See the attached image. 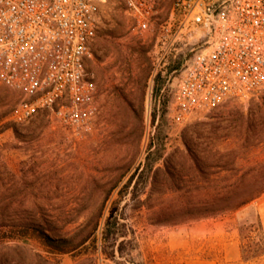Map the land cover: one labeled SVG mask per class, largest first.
Segmentation results:
<instances>
[{"label": "rangeland", "instance_id": "rangeland-1", "mask_svg": "<svg viewBox=\"0 0 264 264\" xmlns=\"http://www.w3.org/2000/svg\"><path fill=\"white\" fill-rule=\"evenodd\" d=\"M196 41L139 35L121 1L110 0L101 11L92 58L86 62V73L97 87L99 112L82 135L59 126L47 111L24 123L12 122L10 114L22 96L0 85V264H37L36 255L47 257L33 236L7 241L20 234L13 226L46 221L56 235L67 236L98 211L114 185L123 186L143 164L157 134L166 156L177 155L187 136L202 153L223 158V128L248 114L264 94L199 112L182 125L174 123L173 95L197 51ZM116 198L114 191L104 217ZM250 207V212L174 227H153L135 215L139 252L156 264H245L240 228L247 234L257 213L264 229V195ZM60 259L73 264L68 255ZM247 264H264V257Z\"/></svg>", "mask_w": 264, "mask_h": 264}, {"label": "built area", "instance_id": "built-area-1", "mask_svg": "<svg viewBox=\"0 0 264 264\" xmlns=\"http://www.w3.org/2000/svg\"><path fill=\"white\" fill-rule=\"evenodd\" d=\"M110 0H0V85L22 99L10 120L39 112L82 135L99 112L97 87L86 73ZM139 34L196 39L182 73L172 120L264 94V0H120Z\"/></svg>", "mask_w": 264, "mask_h": 264}, {"label": "trees", "instance_id": "trees-1", "mask_svg": "<svg viewBox=\"0 0 264 264\" xmlns=\"http://www.w3.org/2000/svg\"><path fill=\"white\" fill-rule=\"evenodd\" d=\"M223 133V158L202 153L187 136L177 155L166 156V145L157 134L148 144L143 164L123 186L114 185L98 211L67 236L56 235L44 221L14 225L20 234L7 241L33 236L48 254L36 255L37 264H61L66 255L73 264H156L139 252L132 224L135 215L153 227H174L250 212L251 204L264 195V99L224 127ZM114 191L117 198L104 217L105 203ZM240 233L242 261L263 258L264 229L257 213L248 233L244 235L242 227Z\"/></svg>", "mask_w": 264, "mask_h": 264}, {"label": "crops", "instance_id": "crops-1", "mask_svg": "<svg viewBox=\"0 0 264 264\" xmlns=\"http://www.w3.org/2000/svg\"><path fill=\"white\" fill-rule=\"evenodd\" d=\"M105 8V6H103L102 8H101V11L103 10ZM233 246H234V243H233ZM240 256H241V254H240ZM238 257V256H237ZM239 258V257H238ZM245 264H247V263H245Z\"/></svg>", "mask_w": 264, "mask_h": 264}]
</instances>
